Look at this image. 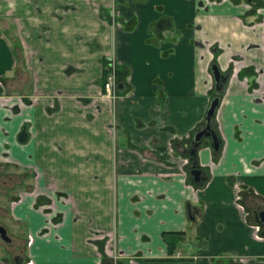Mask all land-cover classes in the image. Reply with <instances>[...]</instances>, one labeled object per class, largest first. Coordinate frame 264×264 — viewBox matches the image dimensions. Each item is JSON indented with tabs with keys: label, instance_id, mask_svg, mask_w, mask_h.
I'll list each match as a JSON object with an SVG mask.
<instances>
[{
	"label": "crops",
	"instance_id": "crops-1",
	"mask_svg": "<svg viewBox=\"0 0 264 264\" xmlns=\"http://www.w3.org/2000/svg\"><path fill=\"white\" fill-rule=\"evenodd\" d=\"M236 3L0 0V173L17 188L0 264H264V17L242 23ZM211 64L230 76L217 153L187 148ZM167 233L181 236L171 255Z\"/></svg>",
	"mask_w": 264,
	"mask_h": 264
},
{
	"label": "flooded vegetation",
	"instance_id": "flooded-vegetation-1",
	"mask_svg": "<svg viewBox=\"0 0 264 264\" xmlns=\"http://www.w3.org/2000/svg\"><path fill=\"white\" fill-rule=\"evenodd\" d=\"M205 1H207V2H213L214 1V2L220 3L222 0H205ZM235 1L237 2L236 5L237 6H241V8H242V15L240 16L239 21H241L242 23H245V22H247V18H249V17H253V20L252 21L255 20L256 22H259V23L263 20V17H264V3L262 1H260V0H231V2H235ZM199 7L200 8H203V4L201 2H199ZM107 10H109L110 20H112L113 19V2L112 1H110L109 5L107 6ZM252 21H248L247 23L251 24ZM262 36L264 37V32L262 33ZM212 65H214V64H211L210 67ZM102 66H103L102 71H104V72H103L102 79L100 81V93H101L102 96H105V97L109 98L111 101L112 100H116L120 96V91H121L120 88L121 87H120V84H119V82L117 80V71H116L117 64L115 63V59L113 58V54L110 55L109 60L108 61H105ZM111 68L113 70L111 72L113 73V76H114V88H113V97H110V96L108 97V96L105 95V91L103 90V83L105 81L106 75L109 72V69H111ZM229 70H231V69H229ZM248 73H249V76L251 77V82H250L251 88L252 87H255L256 86V83H255L254 79H255L256 74L253 71H248ZM209 75H210V77H211V79L213 81V87H212V89L209 92L210 93V99H209V101L212 100L213 98H217V101H218L217 106H216V108L214 110L213 116L210 118V120H211V119H214L215 118V112L217 111V108H218V105H219V100H220L217 96H214V93H216V92L218 93L219 92L220 95L223 94V92H224V86L226 85L227 79L230 76L228 74V71H222V72L219 71L218 81H217V83H214V80H213L211 71H209ZM79 102H85V105H88L90 101H89V99H87L85 101L80 100ZM207 107H208V105H207ZM207 107H206V109H207ZM206 109H205V111H206ZM210 120H209V122H210ZM209 122L208 123H205V121H204V115H203V119H202V122H201V127H199L198 129H196L195 132L193 133V135L190 136V138L188 140L189 142H188L187 148H193L194 149L196 147H199V145L201 143V140H205L206 139L207 141H209V146H210V148H211V150L213 152L217 153L219 151V139H218L215 131L213 130V128L211 127V125H210ZM207 124H208L209 129L211 131H213L214 134H215V136H216V139H217V149L216 150H213V148L211 146L210 139L205 138V136H202L198 141H194L195 134L197 132H199V130L203 129L204 125H207ZM187 151H190V150L188 149ZM188 153H191V152H188ZM184 154H185V156L182 157V158H184V159L187 158V160H188L187 161V171L186 172H187V175L193 181V177L191 175V171L198 170L200 172V170L195 167V165L193 163V160L189 163V161L191 160V157H188V156L186 157V152H184ZM200 176H201V172H200V175H199V182L201 180ZM195 183L197 184L198 182H195ZM240 195H241V193L239 192L238 195H237L238 199H239ZM262 211H257V212L254 213V219L259 224H263L258 219V214L260 212H262ZM5 236H6V233H5ZM28 241H29V238L26 237V243H28ZM2 242H4V241H2ZM95 242H96V246L98 248V253H99L100 257L102 259L106 258L105 255H104V251H103V248H104L106 239L96 240ZM100 245H101V247L99 249V246ZM17 260L18 259H14V261H17ZM23 263H24V261L21 260L20 262H18V263L15 262L14 264H23ZM100 263H101V261H100Z\"/></svg>",
	"mask_w": 264,
	"mask_h": 264
},
{
	"label": "water",
	"instance_id": "water-1",
	"mask_svg": "<svg viewBox=\"0 0 264 264\" xmlns=\"http://www.w3.org/2000/svg\"><path fill=\"white\" fill-rule=\"evenodd\" d=\"M210 71H211L214 83H217L218 78H219V71L217 70L216 66L212 65L210 67ZM217 103H218L217 98H213L212 100L209 101L208 107L204 113L205 123H208L210 118L213 116V113H214V110L217 106ZM202 136H205V138L210 139L211 146H212L213 150L217 149L216 136H215L214 132L209 129L208 124L204 125L203 129L199 130V132H197L195 134L194 141H198ZM191 175L193 177L194 182H199L200 172L198 170L191 171ZM258 219L260 220L261 223L264 224V211H262L258 214ZM0 239L4 242L8 241V238L5 236L4 229L1 227H0ZM15 262L17 263L18 261H15Z\"/></svg>",
	"mask_w": 264,
	"mask_h": 264
},
{
	"label": "rangeland",
	"instance_id": "rangeland-1",
	"mask_svg": "<svg viewBox=\"0 0 264 264\" xmlns=\"http://www.w3.org/2000/svg\"><path fill=\"white\" fill-rule=\"evenodd\" d=\"M11 177L8 179L4 177H1V173H0V214H3V209H7L9 202L11 201L12 195L15 194V192L17 191V188H15L12 184V180L16 179V174L11 173L10 174ZM6 180H9L8 182ZM13 186V187H12ZM10 189H12L11 193L9 195H7V191ZM3 226L5 228V230H7L8 232H10L9 226H10V222L8 220H5L4 217L0 216V227ZM27 245V243H25ZM12 243H4L0 240V259H4L9 261L10 257H8V253L6 251H9V249L12 248ZM28 246V245H27ZM10 247V248H9ZM14 248H16V245L14 246Z\"/></svg>",
	"mask_w": 264,
	"mask_h": 264
},
{
	"label": "trees",
	"instance_id": "trees-1",
	"mask_svg": "<svg viewBox=\"0 0 264 264\" xmlns=\"http://www.w3.org/2000/svg\"><path fill=\"white\" fill-rule=\"evenodd\" d=\"M104 72V71H103ZM214 96H217L219 99H220V97H221V95H220V93L218 92H216V93H214ZM210 125H211V127L213 128H215V125H214V119H211L210 120ZM176 152V151H175ZM192 154L193 153H188L187 154V152H186V157L187 156H190L191 158H192ZM179 155H181L182 157H184L185 156V154H184V152H182V153H179ZM194 157V156H193ZM240 197H241V195H240ZM240 197H239V202H240ZM162 238H163V241H164V243H165V246H166V251H167V254L168 255H171L173 252H174V250H175V247H176V245L179 243V241L181 240L180 238H181V236H180V234L179 233H167V234H163L162 235ZM100 247H101V245L99 246V249H100Z\"/></svg>",
	"mask_w": 264,
	"mask_h": 264
},
{
	"label": "built area",
	"instance_id": "built-area-1",
	"mask_svg": "<svg viewBox=\"0 0 264 264\" xmlns=\"http://www.w3.org/2000/svg\"><path fill=\"white\" fill-rule=\"evenodd\" d=\"M111 71H113L112 68L109 69V72L106 75L105 81L103 83V90L105 91V95L108 97H113L114 76Z\"/></svg>",
	"mask_w": 264,
	"mask_h": 264
}]
</instances>
